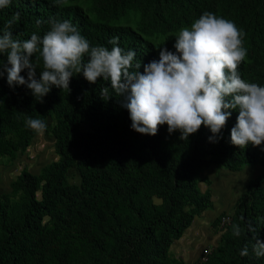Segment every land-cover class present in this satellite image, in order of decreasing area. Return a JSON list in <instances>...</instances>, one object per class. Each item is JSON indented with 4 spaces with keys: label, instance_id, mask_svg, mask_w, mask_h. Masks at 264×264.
<instances>
[{
    "label": "trees",
    "instance_id": "1",
    "mask_svg": "<svg viewBox=\"0 0 264 264\" xmlns=\"http://www.w3.org/2000/svg\"><path fill=\"white\" fill-rule=\"evenodd\" d=\"M89 1L95 19L75 0H11L0 8V34L16 12L20 21L12 32L20 42L33 33L42 38L51 30L50 18L70 20L92 47L111 50L109 40L118 37L125 53L135 51L133 63L140 61L143 73L161 49L176 53V37L155 52L142 35L174 32L208 11L245 33L247 58L238 72L246 82L264 86V0ZM131 9L139 14L136 30L110 23ZM31 59L39 78L43 60L38 53ZM5 65L7 54H0V156L13 159L25 149L36 134L25 121L34 118L53 120L44 133L53 137L57 159L36 174L20 170L9 191L0 193V264H182L170 258V243L194 215L211 207L208 190L197 186L201 172L210 165L235 171L255 163L261 172L245 183L217 245L200 264H264L253 251L254 234L247 231L251 221L264 242V143L243 149L232 144L238 110H225L231 115L215 141L203 125L187 140L179 130L169 133L167 124L156 135L141 134L131 128L124 97L110 81L98 78L93 84L74 74L70 91L53 85L40 102L26 85H8ZM27 71L21 72L26 79ZM72 168L77 184L67 181ZM222 214L209 224L213 233ZM234 224L242 228L239 237ZM245 245L248 255L241 256Z\"/></svg>",
    "mask_w": 264,
    "mask_h": 264
},
{
    "label": "clouds",
    "instance_id": "2",
    "mask_svg": "<svg viewBox=\"0 0 264 264\" xmlns=\"http://www.w3.org/2000/svg\"><path fill=\"white\" fill-rule=\"evenodd\" d=\"M10 3L0 0V8ZM19 21L20 13L16 12L0 34V54H7V83L10 87L26 85L40 102L53 85L70 91V78L82 73L89 83L95 84L98 78L110 81L115 93L124 97L122 106L129 111L131 128L141 134L156 135L159 126L167 124L169 133L179 130L180 138L187 140L203 125L213 133L209 140L215 141L231 115L225 110L233 109L239 115L231 129L232 144L243 149L249 143H264V86L241 78L238 67L247 58L245 33L231 20L205 11L190 28L179 30L176 53L161 49L159 59L144 65L143 73L138 71L141 62L133 63L135 51L125 53L118 46V37L109 40L111 50L92 47L70 20L50 18L51 30L42 38L33 33L20 42L13 39L12 32ZM37 53L43 60L39 78L31 59ZM24 69L28 70L27 79L21 75ZM3 74L0 71V76ZM101 95L108 99V88H103ZM25 124L40 135L47 127L34 118ZM247 231L254 234L255 255L264 257V242L251 221ZM241 233V226L234 224L233 234L239 237ZM240 255H248L247 245Z\"/></svg>",
    "mask_w": 264,
    "mask_h": 264
},
{
    "label": "rangeland",
    "instance_id": "3",
    "mask_svg": "<svg viewBox=\"0 0 264 264\" xmlns=\"http://www.w3.org/2000/svg\"><path fill=\"white\" fill-rule=\"evenodd\" d=\"M74 3L78 4L90 18L95 19V14L90 8L89 0H75ZM138 16V10L131 9L127 10L119 18L111 20L110 23L136 30ZM190 26L191 24L185 27L190 28ZM181 28L174 32H168L165 34H151L148 36L142 35V37L147 42L148 46H150L155 52H158L166 40L178 35V32ZM46 123L51 124L53 123V120L47 119ZM56 159L57 154L54 152L53 148V137L45 133L42 135L36 133L31 138L25 149L22 152L17 153L13 159L8 158L6 155L0 156V193L9 191V182L14 179L20 170L25 169L30 173L36 174L44 165ZM260 172L261 167L256 163L246 164L239 170L235 171H230L216 165H210L208 168L204 169L201 172L202 181L198 182L197 186L200 192L208 190L211 200V207L213 205L212 208L207 209V213L205 214L210 215V212H214L216 208H220L221 206L225 208L223 209L225 210L223 212L226 214H231L229 207L231 204L230 201L233 200L237 194L239 195L244 191L245 183L248 179L258 175ZM67 181L75 184L79 182L78 174L73 168L67 171ZM238 183L241 187L236 196L233 194L229 195V203L226 204V206H224V203L221 204L224 200L223 198L227 197V195H225L222 190L227 186L236 188ZM207 223L209 229L210 223ZM214 230L216 233L222 232V230L219 229L217 225L215 226ZM216 238L217 236L211 231H207V234H202L197 241L185 248V253L183 256V258L185 257V261H194L204 247L212 251L216 246H213V244L216 242ZM212 240L215 241L212 243ZM171 254L174 257L176 255L173 251H171Z\"/></svg>",
    "mask_w": 264,
    "mask_h": 264
},
{
    "label": "crops",
    "instance_id": "4",
    "mask_svg": "<svg viewBox=\"0 0 264 264\" xmlns=\"http://www.w3.org/2000/svg\"><path fill=\"white\" fill-rule=\"evenodd\" d=\"M240 187L241 186L239 183L237 184L236 188H233L232 186L225 187L222 191L225 193V195H227V197L223 198L224 200L222 201L221 204L224 203L225 204L224 206H226V204L229 203V200H228L229 195L233 194L236 196ZM237 197H238V194L235 198L233 197L234 198L233 200L230 201L231 202V204L229 206L230 212H232V206H233V203ZM212 207H213V205H212ZM212 207H210V208H212ZM210 208H208V209H210ZM223 209H225L223 206H221L220 208H216V210L214 212H210L211 213L210 215L205 214V213H207L206 212L207 209H205V210L201 211L199 214L194 215L192 217V221H191L190 225L182 231V233L180 234V236L177 239L172 240V242L170 243V245H169V256H170V258L176 259V260L182 262V264H191V262L193 260L185 261V259H184L185 257L183 258L184 253H185V248L188 245H191L195 241H197L202 234H207V231H210L208 229V223L207 222L210 223L215 217H217L220 213L225 211ZM223 213H225V212H223ZM213 234L217 236L216 242L213 244V246H215L218 243L220 232L219 233L214 232ZM214 241L215 240H212V243ZM171 251H173L176 254L175 257L171 254Z\"/></svg>",
    "mask_w": 264,
    "mask_h": 264
},
{
    "label": "built area",
    "instance_id": "5",
    "mask_svg": "<svg viewBox=\"0 0 264 264\" xmlns=\"http://www.w3.org/2000/svg\"><path fill=\"white\" fill-rule=\"evenodd\" d=\"M230 221V214H222L219 217V221L217 223V226L219 229L223 230L224 227L229 223ZM210 253V249H207L206 247L202 248L199 255L196 257V259L191 264H200L204 262L207 258V255Z\"/></svg>",
    "mask_w": 264,
    "mask_h": 264
}]
</instances>
